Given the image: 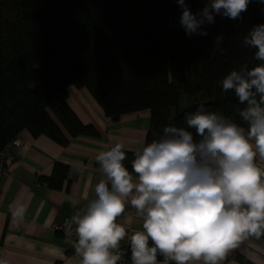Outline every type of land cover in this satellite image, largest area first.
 Here are the masks:
<instances>
[{"label":"trees","instance_id":"trees-1","mask_svg":"<svg viewBox=\"0 0 264 264\" xmlns=\"http://www.w3.org/2000/svg\"><path fill=\"white\" fill-rule=\"evenodd\" d=\"M185 3L197 13L206 0ZM181 11L176 0H0V152L23 130L66 146L54 120L72 138L98 137L68 106L69 86L86 89L114 121L149 110L145 143L169 123L184 126L201 103L240 123L235 109L243 105L219 81L242 63H259L242 37L264 24V4L251 0L242 20L216 15L203 26L207 36L186 35ZM182 95L192 100L180 111ZM126 156L134 175L133 153ZM67 177V165L55 163L40 180L62 190ZM125 250L131 259L129 245Z\"/></svg>","mask_w":264,"mask_h":264},{"label":"clouds","instance_id":"clouds-1","mask_svg":"<svg viewBox=\"0 0 264 264\" xmlns=\"http://www.w3.org/2000/svg\"><path fill=\"white\" fill-rule=\"evenodd\" d=\"M250 2L206 0L193 13L176 0L179 23L189 37L207 36L203 26L216 15L242 20ZM222 43V36L213 41ZM242 44L259 63H242L219 81L243 105L235 109L240 123L201 103L184 126L169 123L158 138L139 142L134 175L122 143L95 156L104 178L71 218L81 264H118L114 252L126 237L132 264H221L243 239L264 235V167L257 163L264 161V24L252 26ZM127 202L142 221L131 236L117 222Z\"/></svg>","mask_w":264,"mask_h":264},{"label":"crops","instance_id":"crops-1","mask_svg":"<svg viewBox=\"0 0 264 264\" xmlns=\"http://www.w3.org/2000/svg\"><path fill=\"white\" fill-rule=\"evenodd\" d=\"M67 92L70 109L82 124L94 126L99 136L72 138L56 120L68 140L66 146L43 135L34 138L25 130L18 134L21 146L0 172V264H81L71 218L95 198V186L104 178L95 156L116 143L133 153L145 141L149 110L124 114L114 121L104 115L86 89L69 86ZM55 163L68 167L67 189L53 190L40 180L51 175ZM257 163L264 167L258 157ZM66 221L61 232L52 230V224ZM117 222L127 228V236L142 223L130 202ZM127 245L128 238L118 250ZM221 264H264V235L243 239Z\"/></svg>","mask_w":264,"mask_h":264},{"label":"built area","instance_id":"built-area-1","mask_svg":"<svg viewBox=\"0 0 264 264\" xmlns=\"http://www.w3.org/2000/svg\"><path fill=\"white\" fill-rule=\"evenodd\" d=\"M21 146V142L18 138L13 139L9 143H7L2 151L0 152V172H4L7 165L12 161L15 151ZM64 222L62 224H52L51 228L54 232H61L65 224ZM126 228V227H125ZM127 231V228H126ZM128 235V232H127ZM127 237L125 238V240ZM115 254H118L121 256L120 261H118V264H132L131 259L127 256L125 248H122L118 250Z\"/></svg>","mask_w":264,"mask_h":264},{"label":"rangeland","instance_id":"rangeland-1","mask_svg":"<svg viewBox=\"0 0 264 264\" xmlns=\"http://www.w3.org/2000/svg\"><path fill=\"white\" fill-rule=\"evenodd\" d=\"M191 100H192V99H189L187 96L182 95V96H181V99H180V103H179V109H180V111L183 110V109H185V107H186L189 103H191Z\"/></svg>","mask_w":264,"mask_h":264}]
</instances>
